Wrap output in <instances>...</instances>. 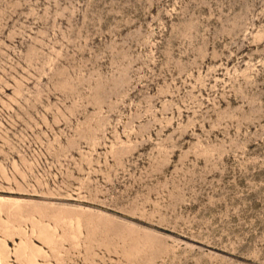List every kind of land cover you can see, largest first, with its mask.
Segmentation results:
<instances>
[{"label": "rangeland", "instance_id": "1", "mask_svg": "<svg viewBox=\"0 0 264 264\" xmlns=\"http://www.w3.org/2000/svg\"><path fill=\"white\" fill-rule=\"evenodd\" d=\"M0 264H264V0H0Z\"/></svg>", "mask_w": 264, "mask_h": 264}]
</instances>
